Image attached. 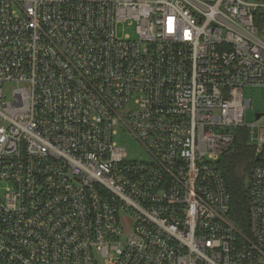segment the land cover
<instances>
[{
	"label": "built area",
	"instance_id": "obj_1",
	"mask_svg": "<svg viewBox=\"0 0 264 264\" xmlns=\"http://www.w3.org/2000/svg\"><path fill=\"white\" fill-rule=\"evenodd\" d=\"M246 85L264 0H0V264H264ZM238 128L245 229L217 167Z\"/></svg>",
	"mask_w": 264,
	"mask_h": 264
},
{
	"label": "trees",
	"instance_id": "obj_2",
	"mask_svg": "<svg viewBox=\"0 0 264 264\" xmlns=\"http://www.w3.org/2000/svg\"><path fill=\"white\" fill-rule=\"evenodd\" d=\"M255 163L254 148L247 144V131L238 128L233 151L224 154L218 160L217 167L231 196L229 216L241 229H245L248 219L244 178Z\"/></svg>",
	"mask_w": 264,
	"mask_h": 264
},
{
	"label": "rangeland",
	"instance_id": "obj_3",
	"mask_svg": "<svg viewBox=\"0 0 264 264\" xmlns=\"http://www.w3.org/2000/svg\"><path fill=\"white\" fill-rule=\"evenodd\" d=\"M243 96L249 99L250 107L245 112V122L250 125L255 122L256 113H264V86L246 85L242 89ZM262 121L260 124H263ZM117 144L125 147L130 158H145L146 153L143 148L137 143L132 135L126 132L119 131L118 135L114 137Z\"/></svg>",
	"mask_w": 264,
	"mask_h": 264
},
{
	"label": "water",
	"instance_id": "obj_4",
	"mask_svg": "<svg viewBox=\"0 0 264 264\" xmlns=\"http://www.w3.org/2000/svg\"><path fill=\"white\" fill-rule=\"evenodd\" d=\"M261 113H256L255 114V118H258L260 116Z\"/></svg>",
	"mask_w": 264,
	"mask_h": 264
}]
</instances>
